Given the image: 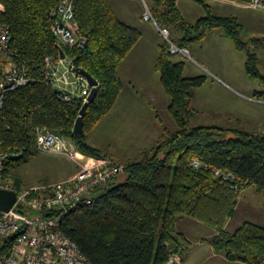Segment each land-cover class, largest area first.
Wrapping results in <instances>:
<instances>
[{
    "label": "trees",
    "instance_id": "trees-1",
    "mask_svg": "<svg viewBox=\"0 0 264 264\" xmlns=\"http://www.w3.org/2000/svg\"><path fill=\"white\" fill-rule=\"evenodd\" d=\"M2 1L0 20L13 34L11 56L26 65L34 78L8 91L0 107V151L20 152L9 155L5 174L12 175L16 164L40 153L36 129L48 128L73 140L88 155L110 157L124 165L116 180L99 188L92 204L81 205L62 219L64 232L95 264H167L172 255L184 257L191 246L177 229L184 216L212 229L215 251L230 261L264 264V222L227 227L246 187L254 185L264 192V127L194 125L192 96L206 83L207 75L186 77V60H175L176 54L164 39L156 70L171 96L169 112L177 128L168 126L158 113L163 132L157 143L136 157L119 161L111 147L92 143L90 132L118 100L123 88L119 68L142 37L140 29L123 21L110 0H75V21L88 40L83 47L64 50L77 67L99 80L96 97L84 115V133L79 134L74 128L82 102L62 100L58 89L44 77L46 57L58 58L61 51L52 32V12L58 0ZM145 1L158 25L180 32L176 37L170 30L171 40L179 47L189 48L204 41L211 31L223 30L246 53L249 77L264 84L261 59L244 39V24L237 14H217L211 4L199 0L206 13L191 22L177 0ZM254 97L264 99V89H257ZM194 158L202 162L200 167L192 165ZM216 168L233 172L236 178L216 175ZM16 183L22 188V181ZM12 241L13 237L4 240L0 254L9 251Z\"/></svg>",
    "mask_w": 264,
    "mask_h": 264
},
{
    "label": "built area",
    "instance_id": "built-area-1",
    "mask_svg": "<svg viewBox=\"0 0 264 264\" xmlns=\"http://www.w3.org/2000/svg\"><path fill=\"white\" fill-rule=\"evenodd\" d=\"M251 8L264 11V0H239ZM143 17L153 21L161 34L170 43L173 54L190 56L189 48L179 47L171 38L168 27L158 25L154 15L143 0ZM75 0H58L53 9L52 32L61 51L64 48L83 47L87 36L79 31L75 21ZM4 11L0 0V14ZM13 34L10 27L0 20V107L5 94L27 85L34 78L26 65L13 59L11 44ZM59 57L48 55L45 59V81L58 89L66 102L80 100L84 105L89 100L93 85L81 68L65 53ZM37 145L40 152L65 155L74 160L78 171L71 177L59 181L19 188L11 175L5 174V162L10 154L20 152L0 151V188L14 190L18 199L9 211L0 210V249L8 237H13L9 251L0 254V264H95L68 236L62 228V219L70 211L84 204H92L100 187L116 180L124 171V165L110 157H94L80 151L73 140L48 128L38 127ZM192 165L198 168L202 162L194 158ZM216 175L234 179L233 172L215 169ZM37 211L36 215L28 212ZM47 212L48 215H42ZM178 255H172L167 264H176Z\"/></svg>",
    "mask_w": 264,
    "mask_h": 264
},
{
    "label": "crops",
    "instance_id": "crops-1",
    "mask_svg": "<svg viewBox=\"0 0 264 264\" xmlns=\"http://www.w3.org/2000/svg\"><path fill=\"white\" fill-rule=\"evenodd\" d=\"M197 1L201 4L199 0ZM204 1L212 5L215 13L224 15L237 14L239 16L237 10L229 11L228 7L232 6L236 9L248 7L239 0ZM110 2L116 14L123 21L140 29L142 37L119 68L123 81L122 91L114 108L101 119L93 130L91 141L103 148L111 147L113 157L119 161H124L138 156L144 149L150 148L157 143L163 132L162 123L157 117L158 113L170 127H174V119H172V115L169 112L171 96L165 90L160 73L156 70L160 52L159 45L165 39L164 36L153 21L144 19L145 5L143 0H110ZM177 3L185 17L191 22H195L206 13L202 4L200 5L202 7H200L195 5L196 3L194 2L191 4L190 0H177ZM214 5L219 6L216 8L217 10ZM172 32L174 36H180L179 31L172 29ZM230 39L223 30L215 29L209 33L204 41L192 44L189 47V51H193L197 62L192 61L196 65L191 66L186 61L184 75L186 77L204 75L201 69L207 71L210 75V77L207 76L206 83L193 93L191 106L195 110L194 116H197L200 112L205 115L206 110L210 113L212 112L215 116H222V111L219 110L220 106L214 97L209 95L204 97L202 95V98L195 93L204 88L209 89L215 86H224L227 90H231L232 94L264 106V99L254 97V92L257 88L252 89L247 94H241L240 90H236L235 86L227 82L222 76H219L224 74L221 69L227 71V67L232 66V61L234 60L231 59L232 57L236 59L240 56L245 72L249 77L246 71L247 56L245 59L235 43L229 41ZM201 64H204L205 67ZM250 80L253 79L250 78ZM216 105L217 108H215ZM235 109L230 108L228 110L231 114L230 119L235 118V120L229 121V125H238L247 130L262 129L264 127V112L259 118L249 114L248 120L243 117V114L236 112ZM226 121L228 120L226 119ZM66 158L73 161L76 171H78L79 165L71 158ZM76 171L72 170L70 172L69 170L67 174L61 177V180L71 177ZM39 184L44 183L22 185L21 187L26 188ZM241 208L243 214L239 218L236 228L246 221L262 224L264 222V192L254 185L246 187L240 194L236 217L239 215ZM233 218L228 222V228L231 227ZM177 229L178 232L185 235L191 246L184 257H178L176 264H247L240 261H230L224 254L216 252L210 241L214 232L204 223L184 216L179 219Z\"/></svg>",
    "mask_w": 264,
    "mask_h": 264
},
{
    "label": "rangeland",
    "instance_id": "rangeland-1",
    "mask_svg": "<svg viewBox=\"0 0 264 264\" xmlns=\"http://www.w3.org/2000/svg\"><path fill=\"white\" fill-rule=\"evenodd\" d=\"M193 2L196 3L195 5L197 6L201 5L197 0H190L191 4H193ZM214 6L215 9L219 7L218 5H214ZM234 9L237 10V13L239 14L244 24L243 37L249 43L252 50L258 53L261 59L260 65L262 66V69L264 71V11L249 7L237 8V9L232 6L228 7L229 11ZM229 41H233V40L230 39ZM240 53L244 55L246 59V53L244 51H240ZM190 54H191L190 56H182L180 54H177L175 55V59L183 58L187 61V64H190L191 66L193 65L195 66L196 64L194 63L197 61L192 50ZM231 59H234L232 61V66H228L227 71L225 69H221L223 70L224 74H220L219 76H222V78H224L227 82H230L233 86H235L237 88L236 90H240L241 94H247L254 88L264 89L263 83L256 80H250V78L247 76L240 56H238V58L236 59L233 57ZM201 65L205 67L204 64ZM201 71L204 72L205 75L210 77L207 71L203 69H201ZM230 91L231 90H227L226 88H224V86L223 87L215 86L214 88H209V89L204 88L202 90H199V92H195L196 95L201 96L202 98L203 96L205 97L206 95L214 97L220 106L219 110L222 111V116L221 117L219 115L215 116V114L213 115L212 112L210 113L208 110H206L205 115L200 112V114L194 116L192 118V123L194 125L215 123V124L227 126L229 125V121L231 122V120H235V118L230 119L231 114L228 111L230 110V108L233 109L238 108L239 110L235 109V111L243 114V117L248 120H249L248 118L249 114L254 115L258 118L263 114L264 106L255 104V102H249L247 100H244L245 98H241V96L232 94ZM215 108H217V105ZM172 119H174L173 116ZM226 119L228 121H226ZM96 126L90 132V140H91L92 132L96 128ZM173 128H177V124L175 120H174ZM64 156L65 155L62 156L60 154H47L40 152L38 155L32 157L28 162H22L16 164V167L13 168V174L11 176L16 181L19 182L22 181V185L24 186L61 180V177L67 174L69 170L70 172L72 170L74 172L77 170L73 161L66 158L67 156L66 157ZM36 214L37 211L32 212V215H36ZM242 214L243 213L241 208L239 215L237 217L235 216V218L232 219V225L230 229L236 228L235 226H237L239 222V218L242 216Z\"/></svg>",
    "mask_w": 264,
    "mask_h": 264
},
{
    "label": "water",
    "instance_id": "water-1",
    "mask_svg": "<svg viewBox=\"0 0 264 264\" xmlns=\"http://www.w3.org/2000/svg\"><path fill=\"white\" fill-rule=\"evenodd\" d=\"M62 56L65 55L64 51H61ZM81 72L87 76L89 79L90 83L93 85V89L91 94L89 95V100L86 102L81 111H80V116L78 117L76 123H75V128L74 131L75 133L82 134L84 133V115L88 109V106L91 102L94 101L97 90L99 87V80L94 77L89 71L86 69L81 68ZM18 195L17 192L14 190H6V189H1L0 188V210L3 211H9L17 202Z\"/></svg>",
    "mask_w": 264,
    "mask_h": 264
}]
</instances>
